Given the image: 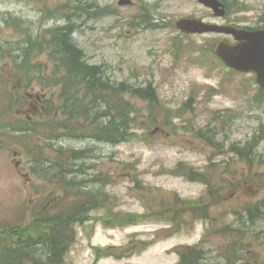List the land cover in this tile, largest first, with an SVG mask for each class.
<instances>
[{
  "label": "rangeland",
  "instance_id": "rangeland-1",
  "mask_svg": "<svg viewBox=\"0 0 264 264\" xmlns=\"http://www.w3.org/2000/svg\"><path fill=\"white\" fill-rule=\"evenodd\" d=\"M131 1L120 7L117 0H0V88L14 101L8 118L23 126L62 120L70 126L67 136L50 140L42 133L8 141L0 133V224L28 226L95 197L99 207L61 234L67 243L61 264H179L187 247L202 252L199 264H264V213L250 219L246 212L264 204V95L252 74L229 70L214 56L216 43L232 38L175 28L187 18L256 28L264 0H220L229 5L223 19L196 0ZM64 21L78 26L87 63L116 83L154 90L153 105L127 97L134 109L122 143L77 136L87 126L55 110L62 100L53 80L61 77L49 57L47 29ZM27 39L43 42L30 52L25 72L17 48ZM4 104L0 98V109ZM253 142L248 160L229 149ZM58 148L87 158L64 168ZM180 167L208 183L181 176ZM198 200L205 211L183 209ZM170 207L175 211L166 214ZM33 253L45 264L44 246Z\"/></svg>",
  "mask_w": 264,
  "mask_h": 264
},
{
  "label": "trees",
  "instance_id": "trees-1",
  "mask_svg": "<svg viewBox=\"0 0 264 264\" xmlns=\"http://www.w3.org/2000/svg\"><path fill=\"white\" fill-rule=\"evenodd\" d=\"M234 3L235 1L231 5H234ZM87 7L84 5L83 14H85ZM228 8L229 5H226V10L229 12ZM78 33V26L72 22L58 26V28L50 30L48 33L50 41L46 45L49 57L53 61L54 72L61 77L58 80L56 78L53 80V85L60 87L58 98H60V101L62 100V104L58 100V108H55V110L57 114L60 111L61 117L67 116L70 121L80 119L87 126L86 132L78 131L77 136L88 135L98 142L101 141L107 144L122 143L127 139L130 122H132L130 115L134 109L127 97L146 100L153 105L156 103V95L150 86L137 88L125 82L116 83L101 66L87 63L85 52L80 49L76 40ZM42 42L38 40L34 43L27 39L24 48H17L22 53L18 55V58L22 56L21 63L18 64L19 69H23L25 72L28 71L27 62L30 52L39 49ZM11 51L9 50V52ZM28 80L31 82V79ZM259 91L264 95V91L260 89ZM0 98L5 101L0 109V133L8 141L16 139L17 135L25 134L30 136L45 134L43 136L47 140L67 136L64 130H69L70 126H67L63 120L61 125L59 123L46 124L44 122L39 125L23 126L20 120L8 118L7 114L14 108V101H12L10 92L7 94L4 87L0 88ZM53 108L51 104L47 107L48 111ZM55 110L47 113V121L54 116ZM1 145H4V143L0 138ZM254 146L253 142L251 145L246 144L240 149L233 145L229 149L234 151L239 158L248 160L253 153ZM54 155L64 161V168L74 166L77 161L82 162L87 158L84 151H70L62 148L55 149ZM50 162L46 158V163L50 164ZM59 167L62 166L59 165ZM180 168H182L179 171L180 175H184L190 181H198L199 183H205V185L208 183L207 180L203 181L204 176L202 174L193 172L191 168ZM53 177L60 182L63 180V176L62 180L58 179L55 173L51 178ZM89 181L94 182L95 180L90 179ZM208 193L212 195L211 190H208ZM88 201L87 204L79 205L65 215L51 218L43 217V219L33 220L28 226L25 225V221L14 223L8 227L0 224V264H21L24 260L30 261L31 264H38L39 260L34 257L33 253L37 246H44L46 252L45 264H61L60 262L67 252V243L64 240L66 236L61 234H64L68 229L69 220L73 219V222L80 221L85 212H90L99 207L95 197H90ZM199 203L201 207L198 205ZM173 207H170L165 213L169 214V212L175 211ZM183 209L205 211L200 200L195 202L193 206L189 202L184 204ZM263 209L264 204H262V208L256 205L252 209L248 208L246 212L250 219H257L261 218L264 213ZM226 229L230 230L228 227ZM202 259V252L197 247H187L186 252L180 254L179 264H199Z\"/></svg>",
  "mask_w": 264,
  "mask_h": 264
},
{
  "label": "water",
  "instance_id": "water-1",
  "mask_svg": "<svg viewBox=\"0 0 264 264\" xmlns=\"http://www.w3.org/2000/svg\"><path fill=\"white\" fill-rule=\"evenodd\" d=\"M207 9L212 10L215 17L223 18L226 14L223 4L219 0H197ZM119 5L128 6L130 0H119ZM176 28L188 34H226L234 38L236 44L219 42L214 49V54L224 66L240 73H253L259 88L264 90V29L249 31L227 25L204 23L197 19H180Z\"/></svg>",
  "mask_w": 264,
  "mask_h": 264
},
{
  "label": "flooded vegetation",
  "instance_id": "flooded-vegetation-1",
  "mask_svg": "<svg viewBox=\"0 0 264 264\" xmlns=\"http://www.w3.org/2000/svg\"><path fill=\"white\" fill-rule=\"evenodd\" d=\"M259 28H264V21L262 23H259L256 28H252L253 30L259 29Z\"/></svg>",
  "mask_w": 264,
  "mask_h": 264
},
{
  "label": "bare ground",
  "instance_id": "bare-ground-1",
  "mask_svg": "<svg viewBox=\"0 0 264 264\" xmlns=\"http://www.w3.org/2000/svg\"><path fill=\"white\" fill-rule=\"evenodd\" d=\"M69 223H73V219H70V220H69Z\"/></svg>",
  "mask_w": 264,
  "mask_h": 264
}]
</instances>
